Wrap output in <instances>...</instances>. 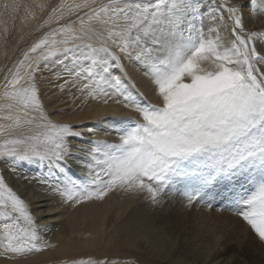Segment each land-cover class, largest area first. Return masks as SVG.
<instances>
[{
    "label": "snow or ice",
    "instance_id": "1",
    "mask_svg": "<svg viewBox=\"0 0 264 264\" xmlns=\"http://www.w3.org/2000/svg\"><path fill=\"white\" fill-rule=\"evenodd\" d=\"M256 4L41 3V12L51 9L39 23L48 30L0 79V163L13 172L25 164L47 168L51 178L38 183L72 207L116 192L140 197L143 221L173 191L188 206L219 198L264 256V31L244 23L246 5L251 13ZM3 6L18 8L16 0ZM124 59L141 67L158 103L129 93L116 74ZM50 66L60 69L55 76L63 81L61 92L75 89L104 104L123 101L136 113L113 115L122 125L115 142L70 143L83 141L85 133L53 121L41 100L40 84L49 82L42 73ZM40 230L28 203L0 172V256L15 259L51 247L42 243Z\"/></svg>",
    "mask_w": 264,
    "mask_h": 264
},
{
    "label": "rangeland",
    "instance_id": "2",
    "mask_svg": "<svg viewBox=\"0 0 264 264\" xmlns=\"http://www.w3.org/2000/svg\"><path fill=\"white\" fill-rule=\"evenodd\" d=\"M5 2L11 4L12 0H0V79H2L6 68L12 67L20 58H22L23 53L27 51L28 48L31 47V45L35 43L44 32L48 30L47 27L43 29L40 28L39 23H42L43 20L47 18V14L51 9L49 7L46 8L44 12H41L39 5L44 2H47L50 5H55L59 3V0H16V3L19 7L16 11H12L11 8L6 10L3 6ZM203 2L209 9H214L217 5V0H203ZM230 2L239 3L240 0H230ZM263 3L264 2L262 0H257L255 11L256 16L254 17L259 16L258 14L260 13V5L263 6ZM250 7V5H246L245 8L250 11ZM33 14L35 15V19L33 18ZM244 23L245 27L249 30L264 31V27L257 29H250L247 27L246 15ZM128 63L137 69L138 74H140L143 79L147 80V78L144 76L143 70L136 62L124 59L122 66L117 67L116 74L121 76L122 80L124 81V86L128 89L129 93L137 99H146L152 103H158V101L151 98L150 94L152 92H150V88L148 90H144V86L139 84V79H135L131 74L127 67ZM50 67L52 68L51 71L45 70L42 73V79L49 82L40 84L41 100L45 106L47 114L53 121L59 123H69L73 125L74 131H81L85 133L83 141L80 139H73L70 141V143L81 145L90 139L105 140L109 143L115 142L118 136V133L115 130L121 128L122 125L112 119L113 115L125 117L136 116V113L131 111L129 108H125L123 101L119 103V106L124 107V109L127 110V113L115 111L111 113L100 114L95 112L94 109L96 106H104L106 104H104L101 100L91 99L87 95H81L75 89H65L63 92H61L57 85L63 81L57 80L55 76V73L60 71V69L56 66ZM145 83H149V81L147 80ZM117 99H119V97H117ZM107 104L117 105V103L113 101H109ZM73 150L75 151V149ZM69 163L72 164L73 174H78L77 168L74 166L75 164L72 161H69ZM0 172H3L6 183L18 195H20L26 201V203H28L29 211L34 217L36 224L40 226V236L42 238V243H44L45 234L48 231L53 232L54 229H47L44 231L40 225V216L37 214V208L34 207V203L32 202L33 200L30 198V196H25L20 190H18L14 181L11 180L10 175L13 176L14 174H19L22 176V180L25 178L24 181L27 180L30 182V186L33 188V191L36 194H40L44 193V191L46 192V190L43 184L38 183V181L51 178L48 169L38 165L25 164L13 172L10 170L9 165L0 163ZM55 197L57 199L58 205L61 207H67L68 211L71 210V208L80 207L65 205L61 201L60 197ZM164 199L165 204L163 207L149 211V215L157 216V222L159 224L161 223L162 219L169 217L173 223V226L176 227L173 232V234L176 232L173 238H175V236L181 230V228L179 229V226H182L183 224L182 229L184 230L185 228L184 221L182 222V216L185 214V216L187 215L186 217H190L191 212L202 215L204 217L203 222L205 224L212 225L216 228L215 233L210 237L202 234L203 236H206V240L202 236L194 234L197 242L203 238L200 242L205 245L207 252L212 258L216 256V251L218 246H220V243L224 245V243L227 241H233L236 243V245H247L249 242L258 245L256 242H254L252 235L246 230L244 226L241 225V222L236 216L234 217L237 219H232L229 217H233V210L225 207L219 198H217V200L206 199L197 201L191 206H188L187 201L182 200L181 196L173 191L169 193V195ZM104 201L107 204V209L106 211L102 212L100 216L102 214L106 215L102 219H99V217L95 220L97 223H99L96 229L98 232H104L106 231V222L109 223V221H112V223H114L113 230L115 229L117 232L113 234V231H109L106 234H96L95 227L89 228L88 221H86V224L88 225H86L83 221H80L79 225L82 227H80L81 230L79 231H82L83 236L80 232L78 238L85 240L86 237H89L91 240H93L94 237H97L100 240V246L98 247V244H90L84 249H80L76 254L70 257L71 259L69 258L68 261L54 259L53 261H49L50 263L48 264H72L73 261H79L82 259H91L94 264H99V262H105V264H163L146 256L141 251L134 250L133 248L137 244L126 243L125 238H122L124 231L119 228V225L122 223H127L128 216L135 208L145 207L144 201L140 197L129 196L119 192L110 193L104 199ZM214 211H216L218 214L213 213ZM205 228L206 225H203V230ZM60 229L57 228V230ZM77 229L74 231V236L78 234L76 233L78 231ZM75 238H77V236ZM109 239L113 240L110 243V246H108ZM178 242L180 246V236L178 238ZM48 245L52 246V244ZM50 249L51 247H46L43 251L46 252ZM43 251L34 252L23 257H33L35 254L37 256L44 253ZM226 252L228 253V258L243 257L246 259L248 264H258L256 259L250 260L243 254H240L236 247L229 246ZM5 259L6 257L0 256V262H4ZM37 261L39 260L35 257L31 259L32 263ZM194 261L195 264H200L199 259ZM223 261L226 262L227 258L223 257ZM190 264H193V261L190 260Z\"/></svg>",
    "mask_w": 264,
    "mask_h": 264
},
{
    "label": "bare ground",
    "instance_id": "3",
    "mask_svg": "<svg viewBox=\"0 0 264 264\" xmlns=\"http://www.w3.org/2000/svg\"><path fill=\"white\" fill-rule=\"evenodd\" d=\"M241 1L242 0H240V2ZM262 1L264 2V0ZM261 7H264V3L263 6L260 5V8ZM244 11L246 15L247 27L250 29L264 27V14L259 13V16L254 17L256 16V12L250 13V11L246 8ZM262 54H264V52H262ZM127 67L134 78L139 79V84L144 86V90H148L150 88V92H152L150 94L151 98L158 101L157 97L153 94L150 83H145L147 80L143 79V77L138 74L137 69L134 66L129 65L128 63ZM208 68L211 70V65H208ZM94 111L100 114L111 113L115 111L127 113V110H125L124 107L119 106V104L96 106ZM10 177L11 180L14 181L18 190H20L25 196H30V198L33 200L32 202L34 203V207L37 208V214L40 216V225L44 231L47 229H54V231H48L45 234L44 243L52 244L50 250L46 252L43 251L44 253L37 256L35 254L33 257L18 256L15 259L6 258L4 262H0V264H48L50 263L49 261H53L54 259L68 261V259L76 254L80 249H84L90 244H98V247L100 246V240L97 237H94L93 240H91L89 237H86L85 240L78 238L80 232L83 236L82 231H79L81 230L80 227H82L79 225V223L80 221H83L86 224V221H88L89 228L95 227L96 229L99 223H97L95 220L99 217V219H102L106 215L102 214L100 216V214L107 209V204L105 201L94 203L90 202L89 204L86 203L80 207L71 208V210L68 211L67 207H61L58 205L56 197L50 194L48 191L36 194L33 191V188H31L30 182L27 180L24 181L25 178L22 180V176L19 174H14L13 176L10 175ZM144 209L145 207L135 208L128 216L127 223H122L119 225V228L124 231L122 238H125L126 243L137 244L133 248L134 250L141 251L146 256L158 262L163 264H190L191 260L193 261V264H195L194 260L199 259L200 264H248L246 259L243 257L228 258V253L226 251L229 246L236 247L240 254H243L250 260L256 259L258 264H261V260L264 259V256H262L260 252L259 245L252 244L250 242L247 245H236L235 242L227 240L224 245L220 243V246H218L216 251V256L212 258L207 252L205 245L200 241L203 238L206 240V236L210 237L213 235L216 228L212 225L205 224L203 222L204 217L202 215L191 212L190 217H186L187 215L185 216L184 214L182 216V222L184 221L185 228L184 230L182 229L183 224L182 226H179V229L181 228V230L178 232L175 238H173L174 234L176 233L175 232L173 234L176 227L173 226L171 219L166 217L162 219L161 223L159 224L157 222V216H151L148 212V221H143L142 216L145 213ZM213 213L218 214L216 211ZM234 216L235 215H233V217H229L232 219H237ZM45 225L47 226L46 228L44 227ZM106 225V231L98 232L96 229L95 233L106 234L109 231H113L114 234L117 232V230H113L114 223H112V221H109V223L106 222ZM203 225H206L204 230ZM57 228L61 229L57 230ZM75 229L78 230H76V233H78L76 235L77 238L74 236ZM194 234L200 235L203 238L197 242ZM202 234L206 236H203ZM179 236L181 245L177 248L176 242L178 241ZM112 241V239L108 240V246H110ZM34 257L39 261L32 263L31 259ZM223 257L227 258L226 262L223 261Z\"/></svg>",
    "mask_w": 264,
    "mask_h": 264
}]
</instances>
